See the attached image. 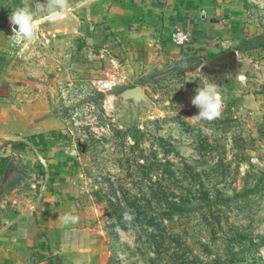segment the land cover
Segmentation results:
<instances>
[{
    "label": "rangeland",
    "instance_id": "rangeland-1",
    "mask_svg": "<svg viewBox=\"0 0 264 264\" xmlns=\"http://www.w3.org/2000/svg\"><path fill=\"white\" fill-rule=\"evenodd\" d=\"M239 12L224 48L172 54L129 78L93 73L71 34L10 37L0 205L35 201L46 173L29 142L55 140L81 217L54 244L57 264H264V0ZM206 79L223 99L210 122L191 104ZM126 86L140 96H122Z\"/></svg>",
    "mask_w": 264,
    "mask_h": 264
},
{
    "label": "crops",
    "instance_id": "crops-1",
    "mask_svg": "<svg viewBox=\"0 0 264 264\" xmlns=\"http://www.w3.org/2000/svg\"><path fill=\"white\" fill-rule=\"evenodd\" d=\"M29 3L34 9H46L48 4L55 3L63 5L61 19H47L45 10L38 17L37 27L42 26L48 34H58L60 38L71 34L82 45L81 55L86 56L91 71L98 76L112 78L120 72L129 78L153 61L172 54H202L224 48L230 42V25L237 20L243 0H29ZM16 6H22L21 0H0V85L7 81L4 74L11 63L13 32L8 17ZM177 30L187 32L189 42L174 43ZM112 64L114 69H110ZM55 142L49 136L29 142L46 173L40 179L35 201L18 212L0 205V264H57L60 260L53 251L54 244L61 235H66L70 225L77 223H63L65 213L81 219L71 194L68 172L71 161L63 156L64 152H59L63 148ZM3 175L0 158V184Z\"/></svg>",
    "mask_w": 264,
    "mask_h": 264
},
{
    "label": "clouds",
    "instance_id": "clouds-1",
    "mask_svg": "<svg viewBox=\"0 0 264 264\" xmlns=\"http://www.w3.org/2000/svg\"><path fill=\"white\" fill-rule=\"evenodd\" d=\"M22 6H16L12 9L8 17L9 23L12 26L13 43L23 44L24 42H31L37 30L38 17L47 10V19L56 20L62 18L60 9L64 7L59 3L48 4L45 7L33 8L29 0H21ZM191 104L199 109L198 114L195 115L197 121H213L220 117L223 108L222 95L214 82L205 80L195 89V95L191 98ZM204 134H208L207 128H202ZM125 219H131L125 216ZM78 217L65 213L63 223H75Z\"/></svg>",
    "mask_w": 264,
    "mask_h": 264
},
{
    "label": "built area",
    "instance_id": "built-area-1",
    "mask_svg": "<svg viewBox=\"0 0 264 264\" xmlns=\"http://www.w3.org/2000/svg\"><path fill=\"white\" fill-rule=\"evenodd\" d=\"M13 35V33H12ZM190 37L189 34L183 30H177L174 35H173V41L174 43H176L177 45H184L187 42H189ZM13 41H12V45H13ZM111 83L106 79H101L98 81V84L101 88L105 89V88H110L111 87Z\"/></svg>",
    "mask_w": 264,
    "mask_h": 264
},
{
    "label": "water",
    "instance_id": "water-1",
    "mask_svg": "<svg viewBox=\"0 0 264 264\" xmlns=\"http://www.w3.org/2000/svg\"><path fill=\"white\" fill-rule=\"evenodd\" d=\"M122 96L124 97H133L134 99H136L137 97L140 96L139 90L137 87H129L127 89H125L124 91H122Z\"/></svg>",
    "mask_w": 264,
    "mask_h": 264
}]
</instances>
